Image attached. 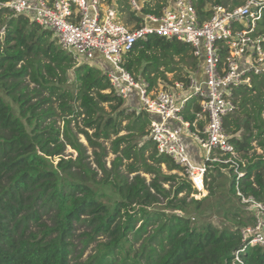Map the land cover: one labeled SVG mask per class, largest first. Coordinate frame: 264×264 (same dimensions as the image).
I'll return each instance as SVG.
<instances>
[{
    "label": "trees",
    "instance_id": "1",
    "mask_svg": "<svg viewBox=\"0 0 264 264\" xmlns=\"http://www.w3.org/2000/svg\"><path fill=\"white\" fill-rule=\"evenodd\" d=\"M164 5V0H157L153 9L145 6L142 12L158 15ZM202 5L203 0H198L197 8ZM258 26L264 33V8ZM1 28L0 264H70L75 259L70 255L77 223L89 229L83 235V248L92 242L95 246L84 261L72 264H238L232 262L233 252L243 247L239 229L249 222V215L242 209L247 219L243 221L235 208L228 207L224 216L230 226L218 227L210 221L195 225L191 213L201 209L206 197L187 201L197 190L178 173L162 171L164 165L169 172L182 173L146 138L150 116L145 111H127L99 69L76 66L50 31L25 16L12 15L0 4ZM174 56L193 57L188 44L150 35L126 53L124 66L151 87L156 81L151 73L160 65L165 71L174 70ZM71 70L75 90L66 87ZM162 79L167 80L163 73ZM236 94L241 96L237 110L244 116L242 138H231L245 158L244 163L236 162L243 173L240 189L264 203V153L248 156L252 139L261 138L258 145L264 148V77H257L251 87L238 88ZM32 98L37 100L31 102ZM81 115L83 125L93 129L91 134L80 132L93 147L94 168L70 127ZM54 116L64 117L62 127ZM185 118L192 121L193 115ZM249 119L254 121L255 135ZM230 124L236 130L241 127L236 119L225 118L227 131ZM121 130L125 134L119 135ZM111 135L115 136L110 142L112 153L121 155L106 168V148L98 139ZM67 146L77 153L75 159L63 157ZM122 159H131L126 173L120 169ZM229 170L232 173V167ZM143 174L151 176L149 181ZM207 189V195L214 193L211 183ZM227 192L235 196L233 181ZM161 199H166L164 205H159ZM243 249L238 252L243 264H264V248L246 245Z\"/></svg>",
    "mask_w": 264,
    "mask_h": 264
},
{
    "label": "built area",
    "instance_id": "2",
    "mask_svg": "<svg viewBox=\"0 0 264 264\" xmlns=\"http://www.w3.org/2000/svg\"><path fill=\"white\" fill-rule=\"evenodd\" d=\"M149 1L127 0L139 19L132 23L124 22L116 4L105 0H9L0 4L12 15L25 16L50 31L76 66L99 69L127 111H145L150 116L146 138L158 154L170 157L181 168L193 188L198 190L194 187L198 177L204 186L207 173L215 166L232 167L235 196L250 219L239 229L243 247L264 248V203L241 191L243 173L237 169L236 149L224 125L237 108L236 90L264 77V33L258 29L264 0H203L199 9L198 0H170L158 15L142 12ZM150 35L189 45L196 65L187 83L174 81L170 88L154 89L124 66L126 53ZM187 115H193V120L186 119ZM198 123L203 124L201 131ZM183 133L204 151L198 163L191 158ZM243 247L233 252V263L243 264L238 255Z\"/></svg>",
    "mask_w": 264,
    "mask_h": 264
},
{
    "label": "rangeland",
    "instance_id": "3",
    "mask_svg": "<svg viewBox=\"0 0 264 264\" xmlns=\"http://www.w3.org/2000/svg\"><path fill=\"white\" fill-rule=\"evenodd\" d=\"M168 1H170V0H164V3L166 4ZM105 2L108 4L115 2L117 10L120 12V17L124 22L132 23L134 20H136V18H132L134 13L131 10L130 6L128 5L127 0H105ZM229 2L230 1L228 0L226 3H229ZM156 3H157V0H150L147 6L154 8V5ZM2 32L0 30V36H1ZM51 38L54 39L53 35H51ZM189 59H191V60H189ZM173 61H174V65H172V67H175L174 70L165 71V67L160 65L158 67L157 72L151 73V75L156 76V81L151 86V88H154V89H158L160 87L170 88L171 86H173L174 81H182L184 83L188 82V81L186 82V80L188 79V75H191L192 72L195 71V65L196 64L192 65L193 62L196 63L195 59L193 57L189 58L187 56H184L183 59L180 60V57L174 56ZM162 73L165 75L167 80L162 79ZM32 87H33V84L29 83V88H32ZM66 87H68L69 89L75 90L76 82L74 80L72 70L68 73V81L66 83ZM44 95H46V94L44 93ZM240 98H241V96L237 94L236 95V106L238 105ZM36 100H37L36 98H32L31 102H34ZM135 103H137V101H135ZM54 105H56V103ZM123 105L125 107L124 102H123ZM105 108L107 110H109L108 106L106 104H105ZM69 117L70 116H66L65 118L68 119ZM228 117L230 118V120L236 119L239 122V124L241 125L240 129L236 130V128L232 124H230L231 129H228V132L231 134L232 138L233 137L242 138V134L244 133V121H243L244 116H243V114H241L240 110H237V108H236V110L232 114H230ZM262 117H264V109L262 112ZM63 118H64L63 116L62 117L54 116V119L56 121L57 126L62 127ZM81 118H82V115L77 117L76 119H73L70 122L71 131L76 134L79 141L82 142L83 145L85 146V149H86L85 154L87 155L85 160L89 161L91 166L94 168L95 163H94V160H93L94 157L92 154L93 147L89 146V144L86 141L85 135L80 132V130L84 129L89 134H91L93 132V129H89V128L85 127L82 123ZM126 122H127V120H124L122 122V125L124 126ZM196 126H197L198 131H201L203 124L198 123V125H196ZM248 126H249L252 134L255 135L257 130L254 127V121L252 119H249ZM233 129L235 131H233ZM122 134H125V130H121L119 132V135H122ZM114 138H115V136L111 135L110 138L106 139V140H103L102 138L98 139V141L100 143H102L106 148V156L103 158V161H104L106 168H110L112 166V161L114 160L115 156L121 155L120 153H117V154L112 153L110 142ZM182 139H183V141H184V143H185V145L189 151L191 158L196 163H198L201 160V156H203L204 151L202 149H200L197 141L193 137H189L185 133H183ZM260 139L261 138H259V139L256 138V139L251 140L250 144L252 146V149H249V151H248L249 157H252L253 154L254 155H260V154L264 153V148L258 145ZM95 149L98 151V148H95ZM150 153H151V151L149 148L148 150H146L144 152V158L148 159ZM76 156H77V153L75 151H73L72 149H70L68 146L66 147V149L63 152L64 158L70 157L71 159H75ZM235 157H236V161H239L240 163L245 162V158L242 156V152L236 151ZM57 160H58L57 158L54 159L55 162ZM130 161H131V159L130 160L122 159V165L120 166V169L123 173H126V164L129 163ZM161 168L165 174L178 173V175L185 177L181 172H178L177 170H173L170 172L167 171L164 165H162ZM229 168L230 167L228 166V167H224V169H221L219 167H214V168L210 169V171L206 175L207 176L206 177L207 182H206V184L204 183V186H203L202 181L200 179L195 180L196 186H194V187H196L199 191L197 190L196 193L188 195L186 200L188 201L190 198L199 200V199L206 197L201 202L202 203L201 209L196 211V213H191V217H193L195 219L194 220L195 225L198 226L201 223L210 221L213 225L218 226V227L230 226L231 225L230 220L226 219L224 216V212H226V211H224V209L225 208L227 209L228 207L230 209L235 208L234 210H236L239 213V218L242 219L243 221H247L246 215L242 211L243 208H242L241 204L239 203V200L235 196L233 197L229 192H227L229 182L233 181L232 174L230 173ZM143 175L146 177L147 181H149L151 176L148 174H143ZM100 176H101V172L99 171L97 179H99ZM209 183H211L213 185L214 193L211 195H207L209 192V190L207 189V186L209 185ZM217 185H218V188H217ZM163 186L168 188L169 184L164 183ZM106 192L112 194L108 189L106 190ZM183 195H184V192L179 193L178 196H183ZM165 203H166V199H161L159 205H164ZM176 212H179L180 214L184 215V213L181 211H176ZM228 215L231 216L229 213H228ZM241 226H243V225H241ZM88 230L89 229H87L85 227L84 223L75 224V229H74L73 237H72V243L74 245V248H73V251L70 255L71 257H73L75 259L71 260L70 264H72L73 262L84 261L88 257V255H90L94 252L95 243H93V242L89 243L87 246H85L83 248V246H84V244L82 242V240L84 238L83 235H84L85 231H88Z\"/></svg>",
    "mask_w": 264,
    "mask_h": 264
},
{
    "label": "bare ground",
    "instance_id": "4",
    "mask_svg": "<svg viewBox=\"0 0 264 264\" xmlns=\"http://www.w3.org/2000/svg\"><path fill=\"white\" fill-rule=\"evenodd\" d=\"M197 179H200V178L198 177V178H196L195 180H197Z\"/></svg>",
    "mask_w": 264,
    "mask_h": 264
},
{
    "label": "crops",
    "instance_id": "5",
    "mask_svg": "<svg viewBox=\"0 0 264 264\" xmlns=\"http://www.w3.org/2000/svg\"><path fill=\"white\" fill-rule=\"evenodd\" d=\"M113 4V3H112ZM114 4H115V2H114Z\"/></svg>",
    "mask_w": 264,
    "mask_h": 264
}]
</instances>
